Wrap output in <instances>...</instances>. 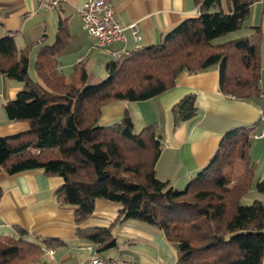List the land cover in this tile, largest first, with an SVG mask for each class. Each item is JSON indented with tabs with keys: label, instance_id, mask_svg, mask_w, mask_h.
<instances>
[{
	"label": "trees",
	"instance_id": "16d2710c",
	"mask_svg": "<svg viewBox=\"0 0 264 264\" xmlns=\"http://www.w3.org/2000/svg\"><path fill=\"white\" fill-rule=\"evenodd\" d=\"M252 2L226 0L224 13L221 0H204L199 15L179 23L161 43L107 62V77L95 85L86 83L78 64L69 77L59 75L55 56L43 49L35 67L42 87L29 75L27 48L19 53L10 34L0 38V75L22 83L16 97L3 104L5 114L9 121L29 124L25 132L0 137V171L41 169L61 177L60 202L76 208L77 224L92 215L96 200L117 203L118 222L134 220L160 230L177 252L176 264H261L264 206L242 203L254 182L251 129L227 131L207 165L176 190L155 176L161 150L155 125L137 132L127 112L108 125L98 124L103 106L160 96L183 72L212 65L218 66L223 95L236 100L259 96L260 29L212 42L243 28ZM171 113L175 123L192 118L195 95H185ZM255 189L264 193V180ZM16 233L0 238V264H26L42 255L23 229ZM107 237L109 231L102 228L87 234L99 245Z\"/></svg>",
	"mask_w": 264,
	"mask_h": 264
},
{
	"label": "crops",
	"instance_id": "0c3cea01",
	"mask_svg": "<svg viewBox=\"0 0 264 264\" xmlns=\"http://www.w3.org/2000/svg\"><path fill=\"white\" fill-rule=\"evenodd\" d=\"M87 1L0 0V38L10 34L19 53L27 48L29 75L42 87L35 67L41 61L39 54L43 49L53 53L54 69L63 77H69L77 64L83 67L88 85H95L90 79L95 63L101 65L100 74L96 75L101 76L102 68L112 59L108 52L91 48V40L77 12ZM203 1L111 0L116 20L123 28L124 41L119 47L133 50L161 43L179 23L197 17ZM221 8L224 13L228 12L226 0H221ZM130 25H134L135 32ZM254 27L260 29L261 37L259 96L236 100L223 95L218 86V66L212 65L183 72L176 85L160 96L144 101H115L103 106L98 124L108 125L127 112L137 132L155 125L161 143L155 176L176 190H182L207 165L227 131L251 129L249 155L254 163V182L242 201H259L264 206V193L255 189V183L264 180V139L254 137L264 127L260 121L264 113V0H253L243 28L235 31L236 37L233 35L232 39L250 36ZM21 89V82L0 75V137L29 128L25 121H9L3 108ZM188 94L195 95L196 114L175 123L171 108ZM61 185V177L41 169L16 174L0 171V238L17 236V229H23L24 238L42 250L40 257L26 264H84L92 250L104 259L135 264H176L177 252L160 230L134 220L118 222L121 207L117 203L96 200L92 215L77 224L76 208L60 202ZM100 228L109 231L103 245L87 238V234ZM80 229L85 231L80 234ZM42 239L57 241L49 243ZM111 241L113 245L104 247Z\"/></svg>",
	"mask_w": 264,
	"mask_h": 264
},
{
	"label": "built area",
	"instance_id": "2783aa9c",
	"mask_svg": "<svg viewBox=\"0 0 264 264\" xmlns=\"http://www.w3.org/2000/svg\"><path fill=\"white\" fill-rule=\"evenodd\" d=\"M77 12L91 40L92 49L104 50L111 55L112 59L127 53V49L119 47V44L124 41L123 28L116 20L111 0H88ZM129 28L135 32L134 25H130ZM260 121L264 124V113ZM254 137L264 139V127ZM90 253L89 260L84 264H135L125 260L104 259L94 250Z\"/></svg>",
	"mask_w": 264,
	"mask_h": 264
},
{
	"label": "rangeland",
	"instance_id": "374dc122",
	"mask_svg": "<svg viewBox=\"0 0 264 264\" xmlns=\"http://www.w3.org/2000/svg\"><path fill=\"white\" fill-rule=\"evenodd\" d=\"M233 35H235V37H236V34H235L234 32H232V33L226 34V35H224V36H222V37L216 38V39H214L212 42H213L214 44H221V43H224V42H227V41L231 40L232 38H235V37H233ZM107 58H108V57H107ZM108 59H109V58H108ZM97 65H98V64L95 63V65L93 66V69L90 70V73H91V75H90V79H93V80H94V81H93L94 84H99V83H101V82H102L103 80H105V78L107 77V73H106V70H105L104 68H102V70H103L102 75H101V76H96V75L100 74V66H101V65H99V66H97ZM102 67H103V66H102ZM93 76H95V78H94ZM96 77H97V78H96ZM242 202H243V204H245V205L250 204V203H246L245 200H243Z\"/></svg>",
	"mask_w": 264,
	"mask_h": 264
}]
</instances>
